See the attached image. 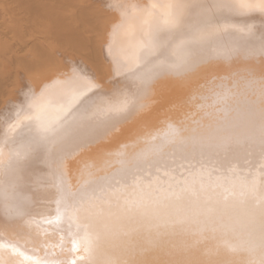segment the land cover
I'll return each mask as SVG.
<instances>
[{"label": "bare ground", "instance_id": "obj_1", "mask_svg": "<svg viewBox=\"0 0 264 264\" xmlns=\"http://www.w3.org/2000/svg\"><path fill=\"white\" fill-rule=\"evenodd\" d=\"M151 2L0 0V264L45 252L52 264H264V156L245 139L264 121V16L229 18L254 25L251 53L227 51L238 35L185 52L173 43L164 63L192 67L129 71L134 13ZM185 2L198 12L212 0ZM84 81L94 87L69 111ZM33 102L61 122L48 139L22 125L6 141V120ZM29 146L6 171L10 149ZM58 184L96 187L68 213L90 239L74 255L68 224L48 223Z\"/></svg>", "mask_w": 264, "mask_h": 264}, {"label": "snow or ice", "instance_id": "obj_2", "mask_svg": "<svg viewBox=\"0 0 264 264\" xmlns=\"http://www.w3.org/2000/svg\"><path fill=\"white\" fill-rule=\"evenodd\" d=\"M254 13L264 16V0H212L208 7H201L198 12L193 11V6L186 3L185 0H152L148 7L134 13L139 17L142 35L129 48L128 57L123 61L124 66L128 67L131 63L132 66L129 71L140 69L145 62L151 63L158 69L171 66L177 68L192 67L193 65L188 64L187 59L180 63H177L175 59L169 64L164 63L165 58L170 54V49L175 51L172 48L173 43L180 52H185L197 45L226 38L228 35H238L241 41L239 44L226 46L229 53L235 54L241 50L251 53L253 48L245 42H250L255 38L254 25L247 23L242 25L232 24L229 18L232 16L244 17ZM220 16H223L224 19H219ZM122 27L127 35L135 36L131 24ZM174 35L177 36V39L170 43V39ZM258 51L260 54H264V34L260 38ZM93 87L90 81H84L79 94L74 95L68 101L67 109L70 111L74 104L78 103L82 96L87 95V92L91 91ZM28 107L30 112L24 120H21V116L24 114L19 111L14 115V122L11 117L6 120V127L3 129L6 141L9 138H14L22 125H35L38 141L48 139L55 130L56 124L61 122L58 119L52 124L45 123L42 116L44 106L41 104L33 102ZM245 139L246 142L258 147L260 155L264 156V121L258 128H253ZM30 147L25 148L23 153L10 149L8 163L4 165L5 170L8 171L18 166L20 160L30 154ZM2 153L3 144H0V157H2ZM58 188L59 198L56 200V219L49 220L48 223H54L58 228L61 223L68 224L67 236L71 243L69 251L74 255L79 250V241L83 239L84 244L88 246L90 245V239L83 226L75 225V231L72 230L74 221L68 213L69 210H78L83 202L96 195V187L94 185L82 186L75 193L69 191L62 184H58ZM0 197H3L2 188H0ZM61 239L63 240V237ZM61 247H63V244H61ZM32 255L35 256L37 253L33 251ZM33 264H52V262L48 259V253L45 252L42 260L34 261ZM55 264H69V262L56 261ZM70 264H76V261L72 260Z\"/></svg>", "mask_w": 264, "mask_h": 264}]
</instances>
